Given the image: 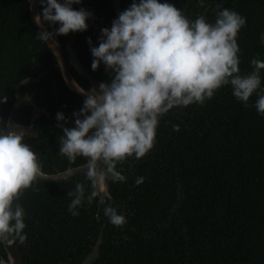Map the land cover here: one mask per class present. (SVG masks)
Instances as JSON below:
<instances>
[{
  "label": "trees",
  "instance_id": "obj_1",
  "mask_svg": "<svg viewBox=\"0 0 264 264\" xmlns=\"http://www.w3.org/2000/svg\"><path fill=\"white\" fill-rule=\"evenodd\" d=\"M167 2L190 20L203 15L214 22L221 8L235 10L246 18L237 37L240 73L253 70V58L264 61V0ZM86 3L72 7L91 14L87 30L59 35L58 25L45 24L51 32L54 27L66 56L69 46L96 81L110 83L114 74L102 62L92 69L90 47L98 46L101 29H110L118 17L114 0ZM131 3L121 0V12ZM40 32L32 21L31 0H0V94L7 98L0 103V124L7 127L19 83L42 75L20 91L42 110L34 122L38 136L26 135L25 143L36 153L42 172L58 174L86 165L85 157L69 162L59 153L63 132L58 127H74L73 113L85 99L67 86L48 43L38 38ZM70 71L83 88H91L86 76L73 66ZM257 98L253 94L245 107L230 86H223L202 106L174 107L160 118L149 153L117 164L125 181L108 179L110 197L101 204L98 185V197L91 204L85 201L78 216L68 211L72 198L67 193L77 183L84 185L86 195L92 190L85 172L58 182L39 178L37 190H26L19 199L27 240L15 244L23 263L82 264L102 237L94 264H264V116L254 106ZM58 112L66 122L57 121ZM32 117V103L26 100L16 123L30 126ZM138 177L144 178L139 185ZM180 188L187 198L173 215ZM109 205L126 223L117 227L109 222L103 211ZM0 251L8 260L3 244Z\"/></svg>",
  "mask_w": 264,
  "mask_h": 264
},
{
  "label": "clouds",
  "instance_id": "obj_2",
  "mask_svg": "<svg viewBox=\"0 0 264 264\" xmlns=\"http://www.w3.org/2000/svg\"><path fill=\"white\" fill-rule=\"evenodd\" d=\"M38 3L37 25L41 21L56 24L59 35L87 30L91 14L72 7L81 0ZM245 25L246 18L228 8H221L214 22H209L203 15L190 20L167 0H132L110 29H101L98 46L90 47L91 67L95 70L102 62L114 74L111 82L100 83L99 92L86 94L82 108L73 113L74 127L58 124L63 132L59 153L69 162L87 158L85 177L92 189L86 195L84 185L77 183L67 193L72 198L68 204L72 216L79 215L85 201L91 204L98 197V185L108 179L125 181L117 164L145 157L154 147L160 118L174 107L202 106L218 89L230 86L232 95L245 107L255 94L256 111L264 116V61L253 58V70L243 75L238 67L237 37ZM37 36L47 43L52 34L43 31ZM260 43L264 44V33ZM6 99L0 94V103ZM56 119L66 122L63 113L58 112ZM4 130L0 124V244H23L27 240L25 209L19 199L26 190H37L35 182L43 175L42 166L25 143L23 131L4 134ZM98 162L104 164L102 170ZM71 174V168L63 173ZM143 179L138 177L135 183L139 185ZM103 211L112 225L126 223L115 207L109 205Z\"/></svg>",
  "mask_w": 264,
  "mask_h": 264
},
{
  "label": "water",
  "instance_id": "obj_3",
  "mask_svg": "<svg viewBox=\"0 0 264 264\" xmlns=\"http://www.w3.org/2000/svg\"><path fill=\"white\" fill-rule=\"evenodd\" d=\"M90 0H87L86 7L89 5ZM114 6L116 8L117 15L121 13V0H114ZM40 13V8H39V3L38 0H31V17L34 25L41 31H47L52 34L51 38L47 41L50 49L53 52V55L58 63L59 69L62 73V76L65 80V83L67 86L76 94L79 96L83 97L86 99V94L90 90H96L99 92V85L100 83H105L108 84L107 82H99L94 79V77L87 72L81 65L80 61L78 60V57L76 54L73 52V50L68 46L67 51H68V56H66L64 49L61 45V43L58 41L56 37V32L53 27V31L51 32L47 25L41 21V25H37V23L34 20V17ZM70 66H73L80 74L86 76L90 83H91V88L89 90L85 89L82 87V85L77 81V79L74 77L72 72L70 71ZM42 75L34 78V77H29L27 79L22 80L16 90L17 94V101L16 104L11 112L7 127L4 130V134H7L8 132H19L23 131L26 135H29L31 137H36L38 136V133L35 129L34 122L40 118L42 110L38 107L36 102L29 96V95H24L22 96L20 94L21 88L28 84V83H36L42 79ZM58 94V92H57ZM26 100H29L32 103L33 106V117H32V125L27 126V125H20L16 123V115L18 110L20 109L22 103ZM98 167L102 170L104 167V164L102 162H98ZM86 171V165L77 167L72 169V174L69 176H64L63 173H58V174H46L44 172L43 175L41 176L40 179L48 182H58L62 180H66L68 178H71L77 174L83 173ZM99 188L102 192V200L100 201V204L106 200L107 197H110L109 189L107 182L106 184H101L99 185ZM186 195L180 188V193L178 200L176 204L173 207V215L177 214L182 207L183 203L186 200ZM102 243V237H100L97 245L93 249V251L87 256L85 261L82 264H94L98 258H99V248ZM4 249L7 253V259L5 260L3 257H0V264H24L22 260V255L20 252L19 247L15 243H6L3 244ZM1 252V251H0Z\"/></svg>",
  "mask_w": 264,
  "mask_h": 264
},
{
  "label": "flooded vegetation",
  "instance_id": "obj_4",
  "mask_svg": "<svg viewBox=\"0 0 264 264\" xmlns=\"http://www.w3.org/2000/svg\"><path fill=\"white\" fill-rule=\"evenodd\" d=\"M68 56V55H67ZM91 84V83H90Z\"/></svg>",
  "mask_w": 264,
  "mask_h": 264
}]
</instances>
